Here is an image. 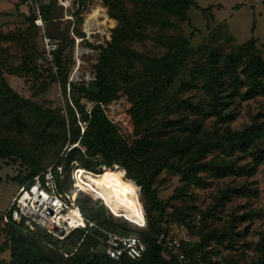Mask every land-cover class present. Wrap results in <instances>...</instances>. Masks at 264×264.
Masks as SVG:
<instances>
[{
	"label": "rangeland",
	"instance_id": "obj_1",
	"mask_svg": "<svg viewBox=\"0 0 264 264\" xmlns=\"http://www.w3.org/2000/svg\"><path fill=\"white\" fill-rule=\"evenodd\" d=\"M143 1L122 0V3L133 16ZM195 1L203 8L212 5V10L203 13L190 7L184 21L169 17L173 26L166 28V33L183 36L192 51L172 84L160 94L156 110L148 120L149 127L164 129L167 135L180 133L186 138L195 133L199 139L216 138L226 128L239 131L250 126L264 127V80L258 86L246 68L245 61L252 53L237 51L238 45L253 37L258 40L255 52L264 59L263 0ZM94 11L99 13L97 17ZM104 15L106 21L101 24ZM118 24L119 20L110 15L106 0H0V62L8 85L21 98L43 109L59 110L68 134L70 127L71 130L78 127L82 133L86 122L73 105V85L86 86L88 78L95 83V65ZM157 32L158 27H152L148 38L133 41L129 46L146 55L160 56L166 48L153 40ZM43 35L54 39L61 50L63 72L67 75L65 88L59 77L52 80L45 64L37 61L44 54ZM26 55H30L29 66H36L38 74L22 71ZM116 94L103 107L123 139L132 145L140 135L132 133L128 126L131 101L122 89ZM75 96L88 113L93 102L79 92ZM69 107L74 110L76 121ZM0 136L18 141L29 152V160L42 164L40 172L63 161L74 147L85 151L79 142H67L58 150V141L50 143L49 139L40 138L37 129L1 132ZM260 148L264 149V137L259 139ZM256 152L257 149L227 154L222 147H211L200 156V162L213 160L232 170L226 176L220 172V175L199 172L197 175L206 182L204 185L186 182L176 169L164 168L156 176L153 184L156 197L167 203L160 225L195 249L198 264H264V158L256 163ZM96 159L100 163L96 169L86 170L99 173L102 168H108L107 171L125 177L119 167L113 169L100 157ZM29 165L24 159L0 158V216L13 199L20 178L30 172ZM126 179L133 184L135 199L141 203V186L131 177ZM222 193H226L228 200L218 205ZM85 195L94 204L99 201ZM152 213L157 215L155 210ZM126 228L130 234L140 230L130 224ZM212 230H227L229 237L218 243L207 236ZM7 231L0 220V264H19L13 258ZM67 236L59 239L55 247L64 252L75 251Z\"/></svg>",
	"mask_w": 264,
	"mask_h": 264
},
{
	"label": "trees",
	"instance_id": "obj_2",
	"mask_svg": "<svg viewBox=\"0 0 264 264\" xmlns=\"http://www.w3.org/2000/svg\"><path fill=\"white\" fill-rule=\"evenodd\" d=\"M106 3L110 15L118 19L119 24L114 28L107 47L103 48L95 65L96 92L88 91L83 85H73V105L76 113L86 122L83 132L81 133L78 127L75 130L70 127L68 134L66 121L58 115L59 110L43 109L36 103L21 98L8 85L0 62V133L12 130L29 131L31 128L37 129L39 137L49 139L50 143L58 141V150L67 142H79L85 147L84 152L77 147L72 148L63 161L55 163L63 168V188L68 191L72 189L71 170L74 163L84 169H94L100 164L96 159L100 157L107 166L117 165L124 171L126 178L131 177L141 186V204L142 208L144 206L143 210L145 209L146 223L144 226L134 225L121 216L111 214L100 200L95 205L88 196L79 193L76 202L81 213L95 226L89 228L87 233L76 229L67 236L66 240L75 247V251H60L55 247L59 238L39 227L28 229L23 223L12 220L3 224L8 230L13 258L19 264H176L175 258L164 253L157 243L158 235L164 230L160 223L164 221L167 203L156 197L153 187L156 176L164 168L176 169L186 182L191 180L196 185L206 183L197 175L199 172H220L226 176L232 168L221 167V163L217 164L213 160L200 162V156L211 147H222L227 154L257 149L255 162L263 161L264 149H258V144L260 137H264V127L250 126L239 131L226 128L221 134H217L216 138L207 136L202 139L196 137L195 133L186 138V135L181 137L180 133L167 135L164 129L155 130L149 127L148 120L156 110L160 94L172 84L192 51L183 36L166 33V28L173 26L169 17L176 16L184 21L188 19L187 11L190 7L209 13L212 5L203 8L195 0H145L131 16L122 0H106ZM152 27H158L153 40L166 48L160 56L146 55L129 46L133 41H144L148 38V30ZM257 42L258 40L252 37L238 45L237 51L252 53L245 65L260 86L264 80V59L255 52ZM30 60V55L24 57L22 71L38 74L36 66H29ZM39 64H45L51 79L59 77L63 88L66 87L67 75L63 72L61 50L54 52V64L57 68L55 72L49 63ZM212 73L213 70L211 79L214 77ZM120 89L124 90L131 101V107L127 111L129 129L135 135H140L132 145L123 139L103 107L117 97L116 93ZM78 92L93 102L88 113L75 96ZM69 109L73 121H76L74 110L71 107ZM28 156L29 152L18 141L0 136L1 159H24L30 164V172L20 178L18 187L31 181L32 177L42 170V164L35 159L29 160ZM88 158L94 161H89ZM225 200H228V197L226 193H222L221 199H218L220 203L217 204L222 205ZM152 210H155L157 215H154ZM126 224L140 230L136 234L127 233ZM231 226L230 222V228ZM101 229L122 235L139 236L146 246L142 257L135 260L123 254L119 260L110 258L103 250L104 234ZM226 231L212 230L207 236L223 243L229 237ZM182 250L189 259V264H198L194 257V248H189L186 242H183ZM65 253L68 255L64 257Z\"/></svg>",
	"mask_w": 264,
	"mask_h": 264
},
{
	"label": "built area",
	"instance_id": "obj_3",
	"mask_svg": "<svg viewBox=\"0 0 264 264\" xmlns=\"http://www.w3.org/2000/svg\"><path fill=\"white\" fill-rule=\"evenodd\" d=\"M57 48L54 39L43 35L42 50L44 54L37 61L49 63L54 72L57 69L54 64V52ZM112 168L116 169L118 166L113 165ZM82 171L88 170L74 163L71 170L72 189L68 191L63 188L62 166L55 164L48 166L33 176L31 181L17 188L8 208L1 215V222L4 224L12 220L16 223H23L28 229L39 227L59 239L76 229L84 230L87 233L89 228L95 224L83 217L76 202L79 193L87 194L80 182ZM108 211L113 214L109 209ZM101 230L104 234L103 250L110 258L119 260L123 254H127L135 260L142 257L146 246L139 236ZM165 230L164 228L157 237V243L162 247L163 252L173 256L176 264H189V259L182 250L184 242L182 237L174 236Z\"/></svg>",
	"mask_w": 264,
	"mask_h": 264
},
{
	"label": "bare ground",
	"instance_id": "obj_4",
	"mask_svg": "<svg viewBox=\"0 0 264 264\" xmlns=\"http://www.w3.org/2000/svg\"><path fill=\"white\" fill-rule=\"evenodd\" d=\"M93 14L96 17L99 15L97 11H94ZM96 17L93 20H96ZM104 18L100 21L101 24L105 23L106 15ZM75 54L78 57V52ZM79 63L80 61L77 60L78 65ZM77 68L78 66L74 76L77 74ZM88 79L86 80L88 81ZM80 182L85 192L92 199L101 200L115 216H121L134 225L142 226L146 223L142 204L135 199L134 186L123 174L107 171L106 168H102L99 173L82 171Z\"/></svg>",
	"mask_w": 264,
	"mask_h": 264
},
{
	"label": "water",
	"instance_id": "obj_5",
	"mask_svg": "<svg viewBox=\"0 0 264 264\" xmlns=\"http://www.w3.org/2000/svg\"><path fill=\"white\" fill-rule=\"evenodd\" d=\"M86 88L88 91L96 92V87L94 86L93 80L91 78L88 79L87 84H86Z\"/></svg>",
	"mask_w": 264,
	"mask_h": 264
}]
</instances>
